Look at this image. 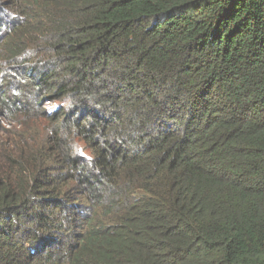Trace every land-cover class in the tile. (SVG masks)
Instances as JSON below:
<instances>
[{"label": "trees", "instance_id": "trees-1", "mask_svg": "<svg viewBox=\"0 0 264 264\" xmlns=\"http://www.w3.org/2000/svg\"><path fill=\"white\" fill-rule=\"evenodd\" d=\"M5 7L0 264H264V0Z\"/></svg>", "mask_w": 264, "mask_h": 264}, {"label": "rangeland", "instance_id": "rangeland-1", "mask_svg": "<svg viewBox=\"0 0 264 264\" xmlns=\"http://www.w3.org/2000/svg\"><path fill=\"white\" fill-rule=\"evenodd\" d=\"M10 0H0V18L7 20L8 17V10L6 9V4ZM10 16V14H9ZM15 70L4 69L3 72L0 74V89L5 92V96L7 97L9 102L14 101L16 106L21 107L23 103H27V105L34 106V115L31 114L29 120L24 119L22 115H6L4 110L0 108V144L7 143L9 133H12L14 136L15 130L19 128L20 123H27L28 125L34 126L36 123L35 118L39 116L46 117V114L53 113L56 108L55 105L52 103H48L46 101H41L39 105L36 104L39 101L40 91L38 90L36 85L30 84L29 79H25L24 76L19 75L20 73L24 72V69H18L20 72L15 73ZM16 77V78H14ZM33 81H35L33 79ZM26 105V104H24ZM23 105V106H24ZM44 124L47 122L42 120ZM74 153L78 156H82L84 158L89 157L88 151L84 149L82 145H77L74 147Z\"/></svg>", "mask_w": 264, "mask_h": 264}]
</instances>
